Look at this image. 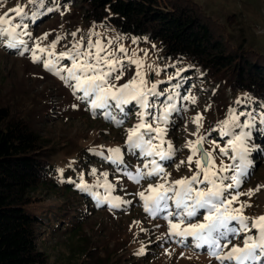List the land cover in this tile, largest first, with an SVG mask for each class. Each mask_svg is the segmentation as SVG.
Segmentation results:
<instances>
[{
    "label": "rangeland",
    "instance_id": "374dc122",
    "mask_svg": "<svg viewBox=\"0 0 264 264\" xmlns=\"http://www.w3.org/2000/svg\"><path fill=\"white\" fill-rule=\"evenodd\" d=\"M193 1L200 5L201 10L218 27L224 29L222 32L216 30V34L222 35V41L226 42L229 38L231 46L239 44L251 46L256 53L264 55V0ZM18 5L24 7L25 11L29 12V16L32 12L37 14L35 21H30L28 18L23 20V23L28 25L27 31L33 38H39L45 33L49 34L47 39L41 41L42 47L50 45L57 36L64 37L57 44L55 49L57 53L65 51L66 46H70L73 42L70 34L78 29L80 32L76 37L77 40L80 35L94 30L99 33V36L94 38L102 39L105 44L107 40H113L116 47L123 44L129 50V55L133 51L136 52L131 59L143 61V67L140 70L149 82L148 87H151L153 81L158 82L157 91L163 93L158 97H150V102H154L160 110L169 103L167 97L172 94V89H168L170 80L165 70L170 64L148 45L133 43V39L121 38L119 34L111 30L89 28L72 10H67L63 14L56 10L44 11L39 0L35 4L30 3L29 0L4 2L0 0V16L7 14V18L13 23H20V18L16 16V13L10 11ZM19 38L26 40L29 46H32L33 40L27 35L22 34ZM8 39L0 37V105L14 103L23 111L31 126L40 132L49 145L52 152L51 161L55 162L58 171L62 172L64 168L78 161L76 163L79 165L76 169L77 174L63 177L60 180L61 183L78 184L83 178L84 182L93 186V191L100 193L101 196L121 197L123 200L132 201L131 205L125 204L121 209L112 210L107 205L98 206L93 197L80 190L86 196L85 200H78L79 198L69 194L63 196L62 191L44 195L48 209L63 206L70 214L74 211L83 212L75 219L73 218L74 221L80 219L81 228L79 230L70 232L60 228L51 237L47 239L43 237L41 248L47 253L49 264H218L206 254V249L196 250L192 247L185 248L174 242H165L163 238L167 232L168 222L163 218L164 213L157 218L150 217L144 211L143 201L139 196L133 195L135 192L147 189L149 183L157 182L156 178H150L143 179L136 184L124 174L125 170L142 167L145 159L139 155L138 151L136 155H132L126 146L127 129L138 123L139 118L136 113L140 110L139 107L134 102L124 106L129 117L123 125L109 122L104 118L100 109L96 110L99 114H94L83 104H80L78 108H73L72 105L79 104V101L72 94V90L59 77L46 71L42 65L33 63L30 53L20 55L17 50L7 48ZM144 51L147 52L146 56ZM117 55L122 56L123 54L117 53ZM62 63L70 66L68 60ZM125 64L127 66L124 76L121 80L115 81L117 85L131 80L137 71L136 65L129 64L127 60ZM156 70H159V74H156ZM190 81L193 92L187 96L194 97L195 102L192 99L181 102V99L177 97L171 103L182 110L171 113L168 125H160L167 128L163 147L166 149L167 142L171 141L174 148L178 150L174 162L160 161L164 164L169 183L185 176L190 177L196 171L194 163L196 157L193 158L192 170L189 171L187 157L191 153L185 145L187 141L196 139L190 133L196 131V125L192 121L197 114H202L200 123L203 127L200 128V135L207 136L203 147L212 151L213 156L216 157L215 164L220 165L219 148L225 147V142L229 139L227 136L221 137L218 130L220 122L228 117L230 109L236 112V108H239L236 102L242 100L240 94L233 96L229 91L220 88H218L220 91L215 94L216 84L211 87L201 82L198 83L194 76L190 77ZM254 113L259 118L264 110L258 109ZM113 114L117 115V118L123 115L118 113V110ZM156 114L160 113L156 112ZM147 119L151 121L152 117L149 116ZM243 119L244 117H241V121ZM155 126L153 123V127ZM213 129L217 130L213 131ZM213 137L219 143V148H215V151L210 143ZM253 142L264 148V134L257 135L253 130L250 143ZM154 143L159 144V141H154ZM110 148L121 149L124 164L118 166L111 160L104 159V156L109 155L107 150ZM101 152L103 156L99 155ZM78 156H85V161L78 160ZM156 159L159 160V157ZM223 159L225 164L231 163L228 157ZM250 159L253 162L251 174L242 184L241 191L247 193L258 186H261V190L251 197L240 196L239 201L232 207H239L240 203L250 205L244 208L243 215L249 218L251 223L252 220L264 216V153L254 151ZM180 161H185V164L177 169L176 165ZM128 165H131V169L126 168ZM93 169L96 170L95 174H93ZM103 173H107V177ZM105 181L113 186L112 189L100 186ZM202 218L201 215L200 219ZM136 221L140 223H134ZM234 225L235 221H233ZM74 232L75 235H73ZM252 232L258 235L256 229ZM189 241H191L190 237ZM233 245L243 247V234L240 238L232 239L228 247L223 250L224 253L230 251ZM141 247L146 249V254L136 255Z\"/></svg>",
    "mask_w": 264,
    "mask_h": 264
},
{
    "label": "snow or ice",
    "instance_id": "6c2138e0",
    "mask_svg": "<svg viewBox=\"0 0 264 264\" xmlns=\"http://www.w3.org/2000/svg\"><path fill=\"white\" fill-rule=\"evenodd\" d=\"M29 2L35 4L37 0H29ZM39 2L43 4V0ZM54 10L60 11L61 14L67 11L59 4L55 9L47 8L49 12ZM10 11H14L21 22L13 23L7 18V14L0 16V37L9 38L6 47L17 50L20 55L30 53L33 63L42 65L46 71L59 77L79 101V104L72 105L73 108H78L80 104H83L94 114H99L96 110L100 109L104 118L109 122L123 125L129 117L124 106L134 102L139 107L140 110L136 113L139 118L138 123L127 129L126 146L132 155H136L138 151L139 155L145 159L142 167L125 170L124 174L136 184L143 179L156 178L155 184L149 183L147 189L135 192L133 195L139 196L143 201L144 211L150 217L157 218L164 213L163 218L168 222L167 232L163 238L165 242H174L185 248L192 247L196 250L206 249V254L218 264H257V262L264 264V216L250 223L249 218L243 215L244 208L250 205L240 203L239 207H232L239 201L240 196L251 197L261 190V186H258L245 193L241 191V186L251 174L253 166L250 159L251 154L254 151L264 153V148L260 145L250 143L253 130L257 135L264 134V113L257 118V114L251 109L239 113H236L234 109L229 110L228 117L220 122L218 129L221 137H229L225 142L226 146L219 148L217 141H210L214 146L213 151L219 148L220 165L215 164L216 157L213 156L212 151L203 147L207 136L200 135V128L203 127L200 123L202 114H197L192 121L196 125V131L190 133L196 139L187 141L185 145L191 153L187 157L189 171L192 170L194 157H196L194 161L196 171L190 177L185 176L169 183L164 164L160 161L174 162L178 150L174 148L171 141L167 142L166 149L163 147L167 128L160 125H168L171 113L182 110L171 103L173 100L179 97L182 100L192 99L195 102V98L181 97L177 91L180 85L176 84L173 85L172 94L167 97L169 103L162 110L157 109L156 104L150 102L149 98L158 97L163 93L157 91L158 82L153 81L151 87H148L149 82L140 70L143 67V61L131 59L136 52L133 51L129 55V50L123 44L116 47L113 40H107L105 44L102 39L94 38L99 36V33L94 30L80 35L77 40L76 37L80 32L78 29L70 34L73 37L70 46H66L65 51L57 53L55 51L57 44L64 37L57 36L50 45L42 47L41 41L47 39L49 34L45 33L39 38H33L27 31L28 25L23 23L25 18L35 21L36 12H32L29 16V12L19 5ZM22 34L33 40L32 46H29L26 40L19 38ZM135 42L133 40V43ZM117 53L123 55H117ZM144 55H147L146 51ZM64 60L70 61V66L63 64ZM125 60L129 64L136 65L137 71L131 80L117 85L115 81L121 80L124 76L127 66ZM182 71L185 70L177 69L176 76L179 77ZM156 74H159V70H156ZM172 79L173 77L169 76V80ZM248 99L251 100L250 97ZM237 103L239 104L240 101ZM150 109L155 111H150ZM117 110L118 113L123 114L121 118L113 114ZM156 112L160 114L157 115ZM149 116L152 117L151 121L147 119ZM241 117H244L243 121ZM216 130L213 129V131ZM157 140L159 144L154 143ZM107 151L109 155L104 156V159L111 160L118 166L124 164L120 148H110ZM99 155L104 154L101 152ZM156 157H159V160ZM224 157H228L231 163L225 164ZM183 164L185 161H180L176 165L177 169ZM126 168L131 169V165ZM92 171L95 174L96 170ZM103 175L107 177V173ZM74 186L93 197L98 206L107 205L110 209L116 210L121 209L122 205L132 204L131 200L126 201L121 197L101 196L100 193L93 191V186L84 182L83 178ZM100 186L109 190L113 187L106 181ZM146 192L149 194L146 195ZM233 221H235L234 226ZM134 223L139 224L140 222ZM253 229L257 230L258 235L252 232ZM242 234L243 247L233 245L230 251L224 253L223 250L228 247L232 239L240 238ZM145 254L144 247L136 253V255Z\"/></svg>",
    "mask_w": 264,
    "mask_h": 264
},
{
    "label": "trees",
    "instance_id": "16d2710c",
    "mask_svg": "<svg viewBox=\"0 0 264 264\" xmlns=\"http://www.w3.org/2000/svg\"><path fill=\"white\" fill-rule=\"evenodd\" d=\"M58 4L72 10L89 28L114 31L159 53L170 64L165 70L173 77L168 89L179 84L181 97L193 92L190 77L194 76L198 83L216 84L215 94L218 88L233 96L240 94L237 113L264 110V55L251 46H231L228 37L222 41L216 30L224 29L195 1L43 0L41 6L46 11ZM177 69L185 71L177 77ZM51 153L22 110L14 103L0 105V264H49L41 248L43 237H51L60 228L70 232L81 228L80 219H74L82 211L70 214L63 206L47 208L44 195L48 193L62 191L63 196L81 201L86 197L74 182H60L77 174L78 161L60 172ZM77 159L84 162L85 156Z\"/></svg>",
    "mask_w": 264,
    "mask_h": 264
}]
</instances>
